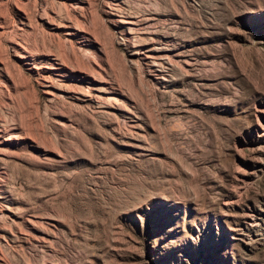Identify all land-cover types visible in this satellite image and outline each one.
Here are the masks:
<instances>
[{"label":"rangeland","instance_id":"obj_1","mask_svg":"<svg viewBox=\"0 0 264 264\" xmlns=\"http://www.w3.org/2000/svg\"><path fill=\"white\" fill-rule=\"evenodd\" d=\"M0 264H264V0H0Z\"/></svg>","mask_w":264,"mask_h":264},{"label":"bare ground","instance_id":"obj_2","mask_svg":"<svg viewBox=\"0 0 264 264\" xmlns=\"http://www.w3.org/2000/svg\"><path fill=\"white\" fill-rule=\"evenodd\" d=\"M73 9V8H72ZM90 11V10H89ZM2 27V26H1ZM2 29V28H1ZM43 48V47H42ZM32 49V48H31ZM17 50V49H16ZM21 50V49H20ZM33 51V50H32ZM32 51H30V52H32ZM17 52V51H16ZM17 56H19L20 58H25V55L23 54V52H17V54H16ZM30 56V55H29ZM19 59V58H18ZM62 59V58H61ZM27 60H28V58H27ZM25 62V61H24ZM28 64V63H27ZM90 86V85H89Z\"/></svg>","mask_w":264,"mask_h":264}]
</instances>
